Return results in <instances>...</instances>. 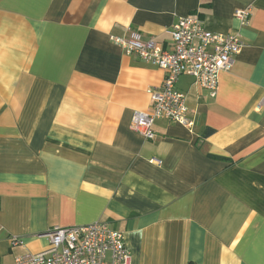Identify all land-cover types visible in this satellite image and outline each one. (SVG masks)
I'll return each instance as SVG.
<instances>
[{
    "label": "crops",
    "instance_id": "crops-1",
    "mask_svg": "<svg viewBox=\"0 0 264 264\" xmlns=\"http://www.w3.org/2000/svg\"><path fill=\"white\" fill-rule=\"evenodd\" d=\"M187 16L246 46L215 98L182 75L193 125L147 140L132 116L165 73L113 38L168 50ZM96 222L132 264H264V0H0V264Z\"/></svg>",
    "mask_w": 264,
    "mask_h": 264
},
{
    "label": "built area",
    "instance_id": "built-area-1",
    "mask_svg": "<svg viewBox=\"0 0 264 264\" xmlns=\"http://www.w3.org/2000/svg\"><path fill=\"white\" fill-rule=\"evenodd\" d=\"M234 16L242 26H249L251 9L236 10ZM169 33L171 48L168 50L153 39L145 40L136 31H130L125 38H113L128 55L165 73L161 87L151 94V110L138 111L132 116L133 129L147 140L155 138L154 124L160 119L193 125L187 116V95L177 89L182 75L193 77L196 84L215 98L220 73L233 67L235 57L246 46L240 35L207 31L196 16L180 17ZM124 234L101 222L56 228L47 235L48 250L19 256L14 264H132Z\"/></svg>",
    "mask_w": 264,
    "mask_h": 264
},
{
    "label": "trees",
    "instance_id": "trees-1",
    "mask_svg": "<svg viewBox=\"0 0 264 264\" xmlns=\"http://www.w3.org/2000/svg\"><path fill=\"white\" fill-rule=\"evenodd\" d=\"M215 131L213 130V129H211V128H208V129H206V131L204 132V134H203V137H211V135L214 133Z\"/></svg>",
    "mask_w": 264,
    "mask_h": 264
}]
</instances>
